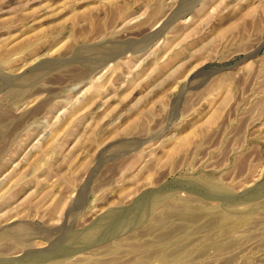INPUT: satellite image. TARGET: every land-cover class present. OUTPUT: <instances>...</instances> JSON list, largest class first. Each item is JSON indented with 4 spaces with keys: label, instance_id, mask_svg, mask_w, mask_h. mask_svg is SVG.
I'll return each mask as SVG.
<instances>
[{
    "label": "rangeland",
    "instance_id": "374dc122",
    "mask_svg": "<svg viewBox=\"0 0 264 264\" xmlns=\"http://www.w3.org/2000/svg\"><path fill=\"white\" fill-rule=\"evenodd\" d=\"M0 264H264V0H0Z\"/></svg>",
    "mask_w": 264,
    "mask_h": 264
},
{
    "label": "bare ground",
    "instance_id": "6f19581e",
    "mask_svg": "<svg viewBox=\"0 0 264 264\" xmlns=\"http://www.w3.org/2000/svg\"><path fill=\"white\" fill-rule=\"evenodd\" d=\"M219 222H220V224L226 225L229 221H228V218L227 217L222 216L221 218H219Z\"/></svg>",
    "mask_w": 264,
    "mask_h": 264
}]
</instances>
